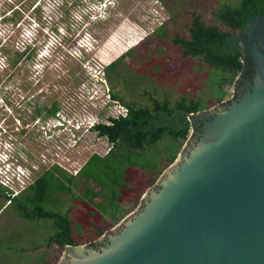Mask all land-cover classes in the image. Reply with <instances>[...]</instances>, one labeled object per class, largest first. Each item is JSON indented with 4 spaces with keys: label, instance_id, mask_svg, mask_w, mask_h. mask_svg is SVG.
Here are the masks:
<instances>
[{
    "label": "rangeland",
    "instance_id": "rangeland-1",
    "mask_svg": "<svg viewBox=\"0 0 264 264\" xmlns=\"http://www.w3.org/2000/svg\"><path fill=\"white\" fill-rule=\"evenodd\" d=\"M225 2L237 4L238 0H0V32L15 22L17 43L25 42L29 35L36 41L46 39L20 73H12L0 85V155L10 170L21 168L30 178L49 168L57 176L64 175V182L65 176L74 174L68 182L71 193L52 190L50 206L61 210L70 207V220L79 224L75 236L87 238L82 242L86 246L106 237V231L113 233L124 215L140 206L141 195L170 164L165 157L173 149L174 159L181 156L202 122L237 95L234 91L239 84H219V67L208 68L198 57L182 55L168 39L186 32L192 11L207 23H217L212 11ZM15 5L21 13L11 19L6 13ZM54 30L63 36V46L50 54ZM160 30L165 36L154 35ZM147 37L151 39L145 40ZM117 56L116 73L105 78L103 65ZM110 83L111 89L129 102L146 104L144 91H148L171 102L181 96L193 97L200 107L193 118L189 117L193 128L189 127L177 148L171 137L162 136L132 158L136 164L124 168L126 185L118 188L115 217L109 216L108 190L99 189L95 181L77 172L90 153L103 154L110 145L105 136L90 129L91 123L124 112V107L109 96ZM52 101L56 105L53 113L40 106L39 113L29 116L33 105H50ZM19 111L24 122L15 117ZM202 114L209 117L199 119ZM4 129L7 135L2 134ZM53 163L57 167H52ZM157 165L160 172L151 177ZM150 178L152 183H148ZM11 184L17 181L13 179ZM85 187L99 192L87 198L83 196L87 194ZM97 228L102 231L99 235H95ZM53 229L51 219L25 218L13 202L0 196V264H62L67 257L64 246L53 242L44 245Z\"/></svg>",
    "mask_w": 264,
    "mask_h": 264
},
{
    "label": "water",
    "instance_id": "water-1",
    "mask_svg": "<svg viewBox=\"0 0 264 264\" xmlns=\"http://www.w3.org/2000/svg\"><path fill=\"white\" fill-rule=\"evenodd\" d=\"M240 34L248 87L202 122L103 245L66 243L62 264H264V11Z\"/></svg>",
    "mask_w": 264,
    "mask_h": 264
},
{
    "label": "trees",
    "instance_id": "trees-1",
    "mask_svg": "<svg viewBox=\"0 0 264 264\" xmlns=\"http://www.w3.org/2000/svg\"><path fill=\"white\" fill-rule=\"evenodd\" d=\"M30 1L32 2V0ZM263 11L264 0H238L237 4L221 3L212 11L217 23H207L192 11L185 27L186 32L174 34L168 39L179 48L182 55L198 57L199 62L208 68L219 67L221 69L218 77L220 85L230 82L238 85L243 80H247L249 83L253 74V65L245 46L244 35L240 34L235 38V34L246 26L249 17ZM20 13L21 8L19 5H15L6 14H9L11 19H15L20 16ZM14 23L5 31L3 30V33L0 32V85L12 73L19 74L25 61L35 57L46 41L45 39L42 42L43 39L39 40V38L36 41L34 35L32 37L29 35V39L25 42L17 43ZM42 30L39 29L40 34H42ZM53 32L56 37H53L55 42L51 47L50 54L58 50V47L63 46V36L57 30ZM154 35L165 36L162 30L156 31ZM150 39L151 37H147L145 40ZM119 58L120 56H117L103 65L102 70L105 78L109 77L110 73H116L114 67ZM111 87H113L112 83H110L108 91L109 96L124 107V112L115 116L108 115L106 121L91 123L90 129L95 130L98 135L105 136L110 145L103 154L90 153L79 166L77 172L86 180L95 181L100 187L99 189L106 188L108 190L109 216L115 217L120 195L118 188L125 182L124 168L127 165L136 164L132 158L140 156L149 145L162 136L171 137L174 140V148H177L178 143L185 139L190 127L188 113H193L200 107L198 100L193 97L181 96L171 102L167 97L159 99L148 91H144L148 99L146 104L133 103L123 99ZM222 94L216 99H221ZM234 95H236L235 91ZM40 106L50 113H53L56 108L53 101L50 105L38 106L35 104L32 106V113L29 116L34 117L35 114L39 113ZM15 117L22 122L25 121L23 113L20 111L16 113ZM5 130L2 134L7 135ZM174 154L173 149V152L169 153L165 160L169 163L174 159ZM52 167H57V164L53 163ZM142 167L145 166L142 165ZM157 167L156 170L152 171L151 177L160 172V166L157 165ZM61 176L55 175L51 168L46 169L38 174L23 191L12 197H8L0 185V196L4 200L8 199V202H13L19 215L25 218L42 217L52 220L54 229L46 235L44 245L53 242L58 247H63L66 243H81L85 239V237L75 236L79 224H74L70 220L68 216L69 206L64 210L50 206V192L52 190H64L71 193L68 182L71 181L74 174L69 173L65 176V182ZM153 181L154 179L150 178L148 183ZM84 191L87 194L83 196L87 198H92L99 192L97 188L88 187H85ZM140 194L141 190L137 196ZM75 225L76 227H74ZM101 232V229L97 228L95 235H99ZM46 264L50 263L47 262Z\"/></svg>",
    "mask_w": 264,
    "mask_h": 264
},
{
    "label": "built area",
    "instance_id": "built-area-1",
    "mask_svg": "<svg viewBox=\"0 0 264 264\" xmlns=\"http://www.w3.org/2000/svg\"><path fill=\"white\" fill-rule=\"evenodd\" d=\"M0 162H2L0 163V185L4 188L6 194H8V197H12L23 191L27 187V185L35 178H30L29 173L24 170L26 172L25 173L21 168L10 170L11 167H8V162L6 161V159L2 158L1 155ZM13 179L17 181L16 185L11 184V181H13Z\"/></svg>",
    "mask_w": 264,
    "mask_h": 264
},
{
    "label": "flooded vegetation",
    "instance_id": "flooded-vegetation-1",
    "mask_svg": "<svg viewBox=\"0 0 264 264\" xmlns=\"http://www.w3.org/2000/svg\"><path fill=\"white\" fill-rule=\"evenodd\" d=\"M237 38V37H236ZM248 81L247 80H243L239 85H238V87L236 88V90H237V92H236V94H239L240 92H242L243 90H245L247 87H248ZM206 117H209L208 115H206V114H202L200 117H199V119H202V118H206ZM191 144V143H190ZM44 171V170H43ZM43 171H41V172H43ZM40 172V173H41ZM39 173V174H40ZM106 240H107V238L106 237H104V238H102V239H100V240H98L96 243H94V247H96V248H99L101 245H103L105 242H106Z\"/></svg>",
    "mask_w": 264,
    "mask_h": 264
}]
</instances>
